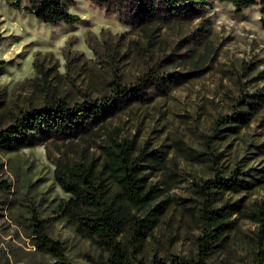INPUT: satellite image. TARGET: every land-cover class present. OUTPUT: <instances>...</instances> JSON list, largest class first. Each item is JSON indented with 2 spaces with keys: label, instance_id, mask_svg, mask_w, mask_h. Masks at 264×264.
<instances>
[{
  "label": "rangeland",
  "instance_id": "rangeland-1",
  "mask_svg": "<svg viewBox=\"0 0 264 264\" xmlns=\"http://www.w3.org/2000/svg\"><path fill=\"white\" fill-rule=\"evenodd\" d=\"M64 1L80 17L77 22L46 23L12 1L0 0V128L52 95L72 102L86 93L97 97L111 91L116 73L130 82L159 61L163 70L174 72L173 83L182 82L171 84L165 93L164 86L152 87L153 100L134 102L89 130L79 128L68 135L44 131L32 146L0 148V264L54 262L55 256L40 246L33 232L34 212L46 223L47 233L62 243L71 263H106L103 244L80 232L75 218L63 215L70 194L56 181L54 170L59 161L103 159L101 144H109L111 137L134 139L137 153L157 152L164 163L158 169L150 160L142 161L145 187L156 194L149 204L138 208L116 198L129 209V219L164 207L137 253L140 264L173 253L200 260L199 236L205 229L199 221L196 184L214 178V172L197 154L210 149L224 176L239 169L253 183L244 182L237 191L217 190L214 204H229L220 228L224 232L210 242L202 259L205 264L264 263V154L252 153L255 145L264 146L261 97L252 98L251 106L261 104L238 133L213 132L216 119L251 110L242 97L264 93L260 5L237 11L231 2L207 0L205 10L194 13L161 11L162 27L151 38L144 30L150 24L145 11L134 4ZM251 173L259 179L250 178ZM3 181L10 186L7 191L1 189ZM107 189L111 199L121 192L112 181ZM118 240L135 254L129 226Z\"/></svg>",
  "mask_w": 264,
  "mask_h": 264
},
{
  "label": "trees",
  "instance_id": "trees-1",
  "mask_svg": "<svg viewBox=\"0 0 264 264\" xmlns=\"http://www.w3.org/2000/svg\"><path fill=\"white\" fill-rule=\"evenodd\" d=\"M12 1L18 9H26L38 19L46 23H75L79 16L69 11L64 0H7ZM144 10V17L150 23L144 26V30L152 38L156 31L162 27L161 11L181 15L182 11L194 13L198 8L205 10L207 0H124ZM155 1L156 3H153ZM234 4L237 11L260 5L261 21L264 24V0H222ZM148 3L150 5L148 6ZM165 61V60H163ZM162 61L148 67V70L139 75L135 80L125 81L121 73H116L110 81L111 91L94 97L84 94L82 100L70 101L62 96L48 97L38 106H31L21 111L13 123L0 128V148L13 145L14 149L32 146L37 142V134L46 132H58L68 135L73 130H89L94 123H103L113 114L134 102H149L154 99L150 90L154 86H164V93L171 84H177L182 80L174 81V72L163 70ZM189 75L190 73H186ZM186 75V76H187ZM249 99L242 97L243 104L251 106L255 96H260L264 103V93H248ZM251 106L246 115L239 110L233 114H227L216 119L213 132L218 135L221 130H229L238 133L239 126L246 124L249 116L257 110L261 103ZM229 127L220 128V126ZM104 158H96L91 162L76 161L72 163L57 162L54 177L61 187L70 194V197L62 206L64 216L75 218L77 229L103 244L108 251L105 264H140L137 253L143 250L144 239L147 232L157 224L158 217L163 214L164 207H156L146 216L133 215L127 218L129 209L125 205L116 203L127 200L135 207H144L156 198L155 189H146V175L142 161L150 160L156 168H162L164 163L157 152L137 153L134 147V139H120L111 137L109 144H101ZM252 153L264 154V146L255 145ZM201 157V159H200ZM200 160L208 161L214 172V178L207 179L203 183H197V195L200 197L199 221L205 233L199 236L200 260L191 261L185 256L173 253L165 259L155 255L151 264H205L202 257L207 255L209 244L218 237L223 236L224 230H220L225 222V210L229 204L216 206L214 204L217 190L237 191L244 182L251 185L252 179H246L245 171L230 170L229 176H224L223 171L216 166L218 157L213 150L202 151L197 154ZM250 178L259 179L253 173ZM115 182L121 192L116 193L115 199L108 195V182ZM1 189L7 191L10 186L3 181ZM7 188V190H6ZM231 205V204H230ZM32 227L38 243L44 249H48L55 256L52 264H73L65 253L61 242L53 239L47 233V225L38 214L34 212ZM126 226L131 230V238L134 241L135 254L132 255L118 240V236ZM209 228V229H208ZM211 228V229H210ZM214 230V231H213ZM217 231V233H215ZM264 264V263H260Z\"/></svg>",
  "mask_w": 264,
  "mask_h": 264
}]
</instances>
